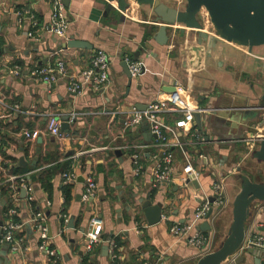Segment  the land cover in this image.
<instances>
[{
    "label": "crops",
    "instance_id": "1",
    "mask_svg": "<svg viewBox=\"0 0 264 264\" xmlns=\"http://www.w3.org/2000/svg\"><path fill=\"white\" fill-rule=\"evenodd\" d=\"M52 1L0 0V180L4 181L13 167L25 169L32 200L28 203L21 199L19 191L16 218L25 224L16 233L24 239L21 252L14 254L7 245L0 244V264H52L48 255L39 250L38 234L33 229L30 234L26 229L34 213L45 218L49 244L59 256L58 264H82L87 255L91 258L89 264H112L114 258L107 241L117 239L119 264H196L203 257L201 251L188 245L185 238L170 235L168 228L193 220L198 205L206 197L212 198L215 180L229 181L240 165L249 172L245 158L257 144L238 140L252 139L264 131V127L255 130L256 117L252 115L258 112L255 111L259 98L253 86L258 83L261 70L257 68L259 59L245 49L225 43L214 57H204L198 63L194 53L186 52L185 37L177 30L172 29L171 41L166 46L155 42L153 35L157 29L148 10L134 6L131 13L121 17L118 12L109 11L105 0H62L70 20L68 37L89 42L93 50L64 49L62 39L44 30L37 33L38 42L30 39L28 24H19L15 11L29 9L46 25L53 10ZM196 40L190 39L192 46ZM98 49L114 58L111 80L102 90L84 88L81 93H71L68 78L59 80L49 91L30 75L35 67L64 61L69 77L77 78ZM126 58L138 60L143 67V73L132 79L130 88L122 65ZM176 83L188 90L187 96L195 107L206 109L202 113V131L195 121L189 134L176 129V140L169 133L168 141L161 146L148 123L127 129L124 116L113 118L105 114L119 109L127 111L133 105L145 107L165 97ZM49 114L61 115L62 122L65 116L70 117V131L63 132L61 139L52 136L47 128ZM178 118V114H169L165 122L175 128ZM26 132L33 137L28 139ZM39 138L43 140L42 153L34 167L31 164L37 155ZM165 151L172 155V180L154 188L155 157ZM135 153L146 167L145 174L139 177L133 174L131 156ZM21 159L25 165H21ZM187 160L193 168L190 177L185 172ZM261 169V173L251 174L253 181L264 180L263 166ZM66 172L76 176L75 183L63 182ZM186 178L192 181L186 182ZM88 180L97 186L91 203L81 199ZM232 184L227 185V206L214 213L208 220L211 230L204 232L212 237L210 252L224 240L233 220L231 199L240 188ZM66 186H71L68 205L64 196ZM141 200L161 204L160 223L148 225L140 209ZM33 204L37 205L36 212ZM251 213L246 237L264 234V203ZM93 216L104 220V241L88 252L85 234ZM72 219L73 229L69 228ZM106 246L108 254L104 251ZM236 264H264V252L256 260L244 251L236 257Z\"/></svg>",
    "mask_w": 264,
    "mask_h": 264
},
{
    "label": "built area",
    "instance_id": "2",
    "mask_svg": "<svg viewBox=\"0 0 264 264\" xmlns=\"http://www.w3.org/2000/svg\"><path fill=\"white\" fill-rule=\"evenodd\" d=\"M52 3V14L49 23L46 25H42V22L39 21L37 16L29 9L15 11L17 22L22 24L25 21L28 24L27 36L30 39H34L38 42L39 39H37V33H39L40 30H44L50 34H53L55 37L62 39L64 42H68L70 40L68 37L70 20H68V17L65 13V3H63L62 0H53ZM113 60L114 58L112 56L108 55L105 51L98 49L94 50L88 67L82 70L77 78L69 77L64 61H59L52 66L49 65L35 67L30 72V75L35 78L37 82L45 84L49 91L55 87L59 80L68 78H70L68 90L71 93H81L84 88H90L93 91H99L104 89L111 80L110 69L113 64ZM125 61L128 64L129 71L132 73L133 78H137L143 73L141 62L138 60L135 61L132 58H126ZM173 89L174 90L167 92L165 97L158 98L155 101L150 102L149 105H147L146 110H140L133 105L131 109L127 111H122L119 109L113 113L105 112V114L111 115L113 118L118 115L124 116V126H126L127 129L137 127L143 122L148 123L152 128V134L156 137V143L164 146L169 139V133L173 134V136H175L174 139L176 140V129L183 131L185 134H189L192 130H194L196 126L195 114H202L206 111V109L202 110L201 108L195 107L192 104L189 97L187 96L188 90L181 84L176 83L173 86ZM169 114L179 115V118L175 124V128H172L165 122V118ZM71 119H75V115L72 116ZM61 124V115H47V128L50 134L58 139H61L64 136ZM25 134L28 139L33 137L31 132H26ZM176 144L181 147V143ZM131 160L134 164V176L139 177L144 175L146 172V167L140 155L136 153L133 154L131 156ZM155 161L156 165L152 171L153 187L159 188L172 180V155L165 151L161 155L155 157ZM185 172L189 177L193 173V168L190 161H188ZM62 179L66 185H71L76 182V176L71 172L64 173L62 175ZM88 181L89 182L81 195V199H83L85 203H91L94 200L97 191L96 184L91 180ZM185 181L190 182L192 179L186 178ZM17 182L20 183L21 190L26 192L25 200L28 203L32 202L31 197L29 196V187L24 176L9 174L5 177L4 181L0 182V187L9 184L10 194L8 198L13 201L12 207H10L9 211L5 214L6 220L3 221V226L1 227L2 233L0 234V244L7 245L10 248V251L14 254L21 252V244L24 240L20 236H17L18 234L16 233L20 230H23L25 227L24 223H20L16 219L19 214L17 204L20 202L19 198L17 197L19 194V191L16 187ZM212 191V198L206 197V199L198 205L192 221L188 222L187 224H171L168 228L170 235L177 238H185L188 245H191L201 251V256H205L207 253H210V249L212 247V237L210 235L208 236L207 234L205 235V233L200 229V224L206 219L208 213L211 210L212 214L214 215V213H218L223 210L228 204L224 181L215 180L213 182ZM64 220L65 223H68V219L66 217H64ZM28 223L39 236V250L48 255L52 264H58L59 256L49 244L50 237L48 236L45 218H43L42 214L40 213H34L30 217ZM103 229V218L100 216H93L90 221V229L85 234L86 250L88 252L92 251L96 245L104 241ZM107 243L110 248V252L113 254V258H116L117 245L115 241L111 240L107 241ZM248 248H256L258 250L264 251V234L256 233L250 237H246L238 255L244 251H247ZM236 257L230 260L228 264H236ZM142 264L156 263L144 261Z\"/></svg>",
    "mask_w": 264,
    "mask_h": 264
},
{
    "label": "water",
    "instance_id": "3",
    "mask_svg": "<svg viewBox=\"0 0 264 264\" xmlns=\"http://www.w3.org/2000/svg\"><path fill=\"white\" fill-rule=\"evenodd\" d=\"M109 3L110 12H118L121 17L131 13L134 6L148 10L152 23L157 29L153 39L160 46H166L171 41L172 29L177 30L186 42V52L196 55V62L202 63L204 57L211 59L214 57L220 46L225 43L234 45L247 50L254 58L259 59L260 72L258 83L254 87L259 101L256 107L255 123L256 129L264 127V0H105ZM116 3V5H115ZM179 28V29H175ZM196 38V45L192 46L190 39ZM189 39V40H188ZM64 49H83L93 50L94 47L89 42L72 38L68 42L63 41ZM137 61V60H135ZM123 69L129 79V88L133 79L127 62H123ZM263 84V85H262ZM174 90L173 87L170 89ZM140 110H146L147 106H136ZM214 112L213 109H207ZM215 113V112H214ZM69 116H65L61 124L62 132L69 133ZM196 125L203 130L202 114H195ZM253 129V128H252ZM254 130V129H253ZM246 144L256 143V147L247 153L246 168L240 165L236 172L230 175V179L224 182L225 190L227 185L232 182L233 186H238L239 192L236 194L232 203L233 220L227 228L226 236L221 244L212 252L207 253L198 260L196 264H227L236 257L246 238V223L251 217V210L259 204L264 203V180L255 182L251 174L261 173L263 166L264 174V131L258 132L255 137L248 139L243 137L238 140ZM43 140H37L36 157L31 165L37 167V162L42 153ZM242 155V154H241ZM239 159L242 160V157ZM21 165H25L24 160H20ZM194 184L197 182L193 181ZM26 198V192L21 191V199ZM140 209L149 226L160 223L163 219V208L161 204H153L150 200L140 201ZM5 201H1L0 206L4 207ZM0 210V234L3 226ZM212 210L206 217V222L200 225L203 232L210 231L211 225L208 220L212 217ZM74 219L70 221L69 228L73 229ZM28 232H32V227L28 223ZM84 231V230H82ZM8 247L5 248V252ZM108 254V247L104 248ZM249 255L259 260L264 251L256 248H248ZM243 258H240L242 261ZM238 261V260H237Z\"/></svg>",
    "mask_w": 264,
    "mask_h": 264
},
{
    "label": "trees",
    "instance_id": "4",
    "mask_svg": "<svg viewBox=\"0 0 264 264\" xmlns=\"http://www.w3.org/2000/svg\"><path fill=\"white\" fill-rule=\"evenodd\" d=\"M16 167H13L10 169V174L12 175H16V176H24V178L26 179L27 177V173L28 171H26L25 169H21V168H18ZM0 182H2V180H0ZM17 190L21 192V187H20V183L17 182ZM9 194H10V186L9 184L8 185H3L0 187V196L1 198H3L5 201H6V205L4 207H1V217L2 219L4 220V215L9 211V208L12 207V201L10 200L9 197ZM64 196H65V200H66V203L67 205L70 203V200H71V186H66L64 188ZM32 208L33 210L36 212L37 211V205L36 204H33L32 205ZM18 221L19 219L16 218ZM109 240V239H108ZM115 243L116 245H119L120 242L117 240H115ZM116 255L117 257L113 259V262L112 264H119V260H118V252H116ZM89 262H91V258L89 255H87L86 257L83 258V263L84 264H89Z\"/></svg>",
    "mask_w": 264,
    "mask_h": 264
},
{
    "label": "rangeland",
    "instance_id": "5",
    "mask_svg": "<svg viewBox=\"0 0 264 264\" xmlns=\"http://www.w3.org/2000/svg\"><path fill=\"white\" fill-rule=\"evenodd\" d=\"M170 2H173V0H169ZM257 68L259 69V66H257ZM252 80H254V78L252 77Z\"/></svg>",
    "mask_w": 264,
    "mask_h": 264
},
{
    "label": "bare ground",
    "instance_id": "6",
    "mask_svg": "<svg viewBox=\"0 0 264 264\" xmlns=\"http://www.w3.org/2000/svg\"><path fill=\"white\" fill-rule=\"evenodd\" d=\"M115 5H116V3H115Z\"/></svg>",
    "mask_w": 264,
    "mask_h": 264
}]
</instances>
